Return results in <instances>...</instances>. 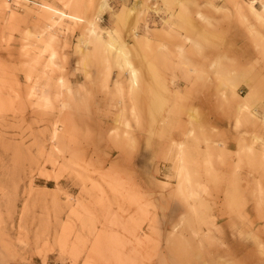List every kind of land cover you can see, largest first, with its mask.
I'll list each match as a JSON object with an SVG mask.
<instances>
[{
	"label": "rangeland",
	"instance_id": "374dc122",
	"mask_svg": "<svg viewBox=\"0 0 264 264\" xmlns=\"http://www.w3.org/2000/svg\"><path fill=\"white\" fill-rule=\"evenodd\" d=\"M0 264H264V0H0Z\"/></svg>",
	"mask_w": 264,
	"mask_h": 264
},
{
	"label": "bare ground",
	"instance_id": "6f19581e",
	"mask_svg": "<svg viewBox=\"0 0 264 264\" xmlns=\"http://www.w3.org/2000/svg\"><path fill=\"white\" fill-rule=\"evenodd\" d=\"M110 44L108 43L109 45V48L110 46L113 47V46H116L117 43V40L115 39V37L111 36L110 38ZM189 39V38H188ZM187 39V40H188ZM190 40V39H189ZM123 43V42H122ZM198 43V42H197ZM124 44V43H123ZM106 45V44H105ZM107 45V46H108ZM120 45V44H119ZM181 47V46H179ZM116 48V47H115ZM119 49L117 50L118 51V57L120 59H122V61H124V63H126V65L128 64L129 67H131V79H132V89L138 93L141 92V88H140V85L144 84V80H143V77H142V72H140L139 68L135 65L136 63H134L133 61H131L129 58V48L126 46V44L124 45H120L118 47ZM129 49V50H128ZM110 50V49H109ZM116 50V49H115ZM129 57V58H128ZM192 70L194 71V68H192ZM144 86V85H143ZM135 92V93H136Z\"/></svg>",
	"mask_w": 264,
	"mask_h": 264
}]
</instances>
